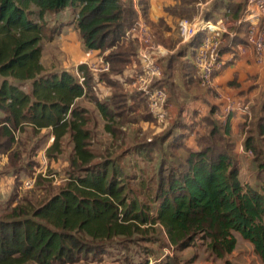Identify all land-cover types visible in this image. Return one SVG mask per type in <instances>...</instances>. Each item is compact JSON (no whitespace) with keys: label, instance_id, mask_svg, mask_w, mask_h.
Masks as SVG:
<instances>
[{"label":"trees","instance_id":"16d2710c","mask_svg":"<svg viewBox=\"0 0 264 264\" xmlns=\"http://www.w3.org/2000/svg\"><path fill=\"white\" fill-rule=\"evenodd\" d=\"M197 3L180 0L179 6L166 12L180 21L192 20ZM67 10L73 13L70 24L79 31L86 50L100 55L109 52L105 56L111 65L109 74L96 79L85 65L78 68L80 77L65 70H45V38L51 33L49 40L54 39L68 25L58 23L50 28L49 18ZM222 10L230 11L226 16L237 22L246 6L218 0L204 14L205 20L216 22V14ZM140 13L155 40L173 51L175 42L165 38V32L173 28L164 20L155 23L150 19V0H139L138 9L133 0H0V152L10 151L16 134L28 127L34 133L50 131L54 137L46 150L50 159L62 154L65 138L73 145L70 177L56 194L38 205L27 199L13 200L8 209L0 208V264L101 263L113 256L110 253L115 249L123 256V262L119 257L117 261L123 264H134L138 254L145 255L139 264H150L147 256L151 248L142 244L160 246L163 241L179 252L201 242L212 257L230 264L228 258L237 249L239 236L264 263V95L249 107L240 126L245 135L243 147L253 153L257 168L254 186L240 179L242 168L231 138L235 114H225L221 120L215 117L216 107L198 120L199 126L180 122L155 140L133 148L148 161H153L154 155L162 156L154 187L147 195L129 186L128 176L116 161L94 163L97 156L90 149L92 132L87 128L89 110L80 105L81 100H90L112 124L131 115L135 117L131 121L137 117L147 122L156 119L148 95L126 93L124 85L114 80L137 62L138 45L127 38V32ZM241 28L247 27L241 24L235 37L224 36L220 61L225 53L247 44ZM203 39L204 35H199L181 51L170 54L163 77L153 88L175 95L172 74L180 59L186 58L181 63L182 77L186 85L198 86L193 59ZM26 83H31L29 93L22 88ZM101 84L113 92L104 101L97 91ZM138 110L143 113L137 115ZM108 122L107 132L116 137L118 129ZM185 131L197 132L196 150L188 147ZM180 150L186 151L184 159L176 156ZM37 167L32 168L33 175ZM135 246L142 250L132 254L130 248ZM176 262L175 257L160 264Z\"/></svg>","mask_w":264,"mask_h":264},{"label":"rangeland","instance_id":"374dc122","mask_svg":"<svg viewBox=\"0 0 264 264\" xmlns=\"http://www.w3.org/2000/svg\"><path fill=\"white\" fill-rule=\"evenodd\" d=\"M221 17L222 16H220V18ZM61 19L72 22L74 19L73 13L70 10H67L61 14L54 15L53 19L50 17V28H53L55 26L54 21L61 22ZM174 32L177 34L178 37L170 38L177 45L181 41L179 28L177 27L176 30L173 31V33ZM57 37L58 36H56L54 39H57ZM49 38H51V33H48L47 37L45 38V41L43 42L44 52L42 56V64L45 70L47 72H57L61 69H66L61 66L60 61H58L57 59V45L55 47L46 48V45L50 42ZM184 46V44L181 45L180 49H182ZM81 51L83 53L87 52L85 47H82ZM108 54V51L101 55L98 52V55L104 58ZM51 58H54L53 61L55 63H51ZM77 60L79 59L77 58ZM71 64L73 63L71 62ZM131 66L133 69V65ZM165 66L166 59L163 61L164 70L166 68ZM180 68L181 64H178L175 67V70L177 69V81L180 80ZM101 75L102 74H98V76ZM22 85V88L25 92L29 93L31 91V83H26ZM183 88L184 87L182 85L180 92L181 96L178 99H182L181 104L178 105L175 103L176 108L173 109V111L169 112L168 117L164 122L157 120L156 117L155 121L152 122L144 121L143 119H141V117H137L136 121H131V119L135 118L132 117L134 115H131V117H128V119L117 118V120L112 124L103 119L96 105L93 104L90 100H81L80 105L89 110V123L87 125V128L92 132L90 149L93 150L94 154H96L97 156L94 163H99L104 159L116 161L117 164L120 166V170H123L125 175L128 176L126 181L129 186L135 191L143 192L145 195H147L148 189L154 187V179L157 176V170L160 166L162 156L154 155L153 161H148L147 159H144L143 156L136 155L133 151V148L138 143L155 140L157 137L161 136L168 130H171V128H174V126H177V123L184 122L187 124H196V126H199V118H196L193 112L199 107L193 108V106L191 105L194 104L195 106L198 102L196 97H193L194 94H201V98L203 100H205L203 97L208 95L210 98V108H212L211 103L214 104V107H216V109H219L218 106L221 105L222 99H218L216 93L213 92L212 89H205L201 86V84L199 87L196 86V88L191 91V94L187 91L186 93L185 89ZM97 91L100 96V99L103 101L104 99L110 97L113 93L112 90H110L104 84L97 86ZM125 91L126 93H128V91H133L132 93L139 92V90L136 88L127 87L125 88ZM174 102L175 101H173V103ZM205 103H207V101ZM142 113L143 110L137 111V115ZM107 122L108 124L113 125L115 130L118 129L116 137L107 132ZM175 130L176 132H182L181 129ZM185 133L188 134L187 145L196 147V142L198 138V134L196 135L197 132L190 133L189 131H185ZM15 139V144L13 145L10 151L0 152L1 210L8 209L9 207H11V202L13 200H16V202H21L27 199L32 201L36 205L44 202L46 199L56 194L60 190V188L65 186L68 178L70 177L69 173L72 171L71 157L73 153V145L69 137L65 138L64 140V143L61 148L62 154L58 157H53V159H50L46 153L47 148L53 144L54 140V137L51 135L50 131L44 130L39 133H34L32 128L28 127L24 132L17 133ZM241 151L242 150H238L237 148L235 150L236 158L238 159L242 168L240 172V179L244 184L247 183L254 186V184H256V165L253 162V158L247 157L246 154ZM176 153V156L182 159H184L186 156L185 150H180ZM54 156H56V153ZM171 160L172 159H168V161ZM29 165H31L30 169L28 168ZM11 166H13V168ZM35 166H38L36 168L37 170L44 167L47 172V176L50 173H55L57 175V180L55 181L56 183L54 182V180L44 178L40 175L37 179L38 183H36L34 188L29 191H24L22 188L23 181L27 177H31V175L33 176L32 171ZM163 243H165L164 247L161 246L163 245ZM153 244L154 243L142 244V246L151 248V255L147 256V259L150 264V259H153V262H155L159 254L165 255V251H167V255L164 256V259L167 256H170L171 259L172 257H176L177 262L175 264H220L216 258L211 256V254L207 251L205 245L201 242H198L195 247L186 249L182 252L177 251V249H175L174 247H170L169 242L167 241H163L160 246L158 244ZM237 247V251L235 250L236 252L232 254V256L228 259L230 264H264L252 250L253 246L240 236L238 238ZM130 249L132 251V254H134L133 252L135 251L138 252L142 250V248L138 246L131 247ZM117 251L118 250L115 249L114 253H110L113 255L111 257H103L104 259L101 263L86 261L80 262V264H123V256L119 255ZM127 251L128 250L124 252L126 253ZM117 257H119L122 262L117 261ZM143 258H145V255L138 254L136 259L134 260V264H139V260ZM224 263V261L221 262V264Z\"/></svg>","mask_w":264,"mask_h":264},{"label":"crops","instance_id":"0c3cea01","mask_svg":"<svg viewBox=\"0 0 264 264\" xmlns=\"http://www.w3.org/2000/svg\"><path fill=\"white\" fill-rule=\"evenodd\" d=\"M218 0L209 1L206 4L200 5L202 2L198 0V3L196 4V10L197 13H195L192 16V19L198 16H203L206 12L212 9L215 2ZM226 1V0H225ZM232 3L235 4H244L246 6L247 0H231ZM180 0H150V19L158 23L160 20H164L167 22V24L173 28L172 31L165 32V38L171 39V38H177V34L173 31L176 30L178 27V23L180 21L179 17H173L170 16L167 12V8H173L176 6H179ZM230 11L222 10L219 14H216L217 20L221 18H227V14ZM229 23L227 24L228 29L236 33V28L239 26H236L234 24V21L229 20L227 18ZM58 22V21H57ZM54 21V24L62 23V24H68L66 25L60 35H58L57 39L50 40V42L46 45L47 47H55L57 45V59L60 61V64L62 67L66 69H61L60 71H69L73 74H78V68L81 65H85L87 61H90L95 57V55L98 53L97 51H94V54H90V52L87 50L86 53H83L82 47H84V44L80 38L79 31L75 28L74 25L70 24V21L61 19V22L57 23ZM247 27V26H246ZM242 29V28H241ZM241 37H246L247 35V28L242 29L240 31ZM179 35V34H178ZM171 37V38H170ZM45 41V40H44ZM183 45L181 41L175 45V49L173 51H170L168 48H166L169 51V55L181 51L184 47H186L187 44H184L185 46L180 49V46ZM62 47V48H61ZM180 49V50H179ZM44 52V50H43ZM56 55V56H57ZM43 56V55H42ZM230 54L225 53L223 56V59L227 62L225 67L219 71V73L215 76V87L213 89V92L216 93L218 99H222L221 105L218 106L219 109H217V113L215 115L216 118H219L221 120H224V117H222L225 114H235V117L233 119L232 123V141L235 143L236 148L239 150L241 147H243L245 135L243 134L241 130V125L244 122V117L247 114L249 107L254 105L256 100H259L264 95V61L260 64L258 63L256 54L252 48H248L247 52L243 55L238 56L234 61H228ZM53 57V56H52ZM43 58V57H42ZM77 58L79 60H77ZM166 59V58H165ZM187 59V58H186ZM186 59H180L178 64H181ZM54 58H51V63H55ZM164 61V60H163ZM71 62L73 64H71ZM167 64V59H166ZM177 64V65H178ZM133 65V64H132ZM86 66V65H85ZM87 67V66H86ZM134 67V66H133ZM166 67V66H165ZM72 68V69H69ZM131 68V69H130ZM131 71H130V70ZM129 71L127 70L124 74V76H116L114 77V80L121 82L124 85V88H135L134 80L132 78L133 69L132 66L129 67ZM166 70V69H165ZM176 71L173 72V82L176 86V94L172 95L169 91L168 93V103L172 106L170 108V111H173V109L176 108V104L180 105L181 100H178L181 92V88L183 85V89H185V92L191 94V91L196 88L197 85L187 84L185 83L183 77H182V70L180 68V80L177 81L176 79ZM92 73V72H91ZM109 74V73H107ZM103 75V74H102ZM96 79H99L100 76L95 75ZM196 81L198 82V87L200 86V81L197 76H195ZM129 79V80H128ZM133 91H128L129 94H132ZM142 92V91H139ZM186 92V93H187ZM144 93V92H142ZM193 97H196L197 99V105L194 106V104H191L194 107H199L196 110H194V114H197L199 117V120L203 117L207 116L214 107V104L211 103V107L209 106L210 98L208 95L204 96L203 100L201 97V94H194ZM173 101H175L173 103ZM207 101V103L205 102ZM171 102V103H170ZM179 102V103H178ZM176 103V104H175ZM149 105V101H148ZM217 105V104H216ZM183 106V105H182ZM231 106L230 111H227V109ZM150 108V107H149ZM182 108V107H181ZM169 111V112H170ZM200 132L203 131V126ZM197 135V133H196ZM188 143V142H187ZM190 149L196 150L197 149V142L196 147L195 146H188ZM236 150V149H235ZM236 155V153H235ZM239 238V237H238ZM238 248V247H237ZM254 251V249H252ZM237 251V249H236ZM235 251V252H236ZM165 251V255H167ZM234 252V253H235ZM233 253V254H234ZM164 254H159L157 256V259L155 262H153V259H150L151 264H160L161 262H164L168 258H171L170 256H167L164 259ZM232 256V255H231ZM230 256V257H231ZM229 257V258H230ZM174 257H172L173 259ZM228 258V259H229ZM220 264L223 260H217Z\"/></svg>","mask_w":264,"mask_h":264},{"label":"built area","instance_id":"2783aa9c","mask_svg":"<svg viewBox=\"0 0 264 264\" xmlns=\"http://www.w3.org/2000/svg\"><path fill=\"white\" fill-rule=\"evenodd\" d=\"M138 1L133 0L136 9H138ZM200 1L202 6V4L213 0ZM227 18L209 22L203 16H198L192 20H181L178 23L179 34L183 44H188L197 36L204 35L203 42L196 51L193 64L200 84L205 89H214L215 73L222 70L227 63L223 57L221 61L219 60V51L225 43L224 36H236L235 32L228 29L227 24L229 21ZM234 24L236 26L241 24L247 26V44L238 45L230 54L228 61H234L238 56L245 54L248 48H252L258 63L261 64L264 61V0H247L243 18L234 22ZM127 38L135 40L138 45L137 62L133 63V86L148 95L149 107L152 113L157 120L164 122L172 106L168 103V93L164 89L153 88V85L163 77V60L169 56V51L155 40L152 29L141 13L136 24L127 32ZM89 52L90 54L95 53L94 51ZM85 65L95 75L107 74L111 71L110 63L104 57H100L98 53L92 60L87 61ZM230 109L231 106L227 111H230ZM240 150L247 157L253 158L251 151H245L244 147H241ZM40 175L52 178L54 182L57 180L56 175L47 176V172L43 167L37 170L33 176L27 177L23 181V190H32Z\"/></svg>","mask_w":264,"mask_h":264}]
</instances>
